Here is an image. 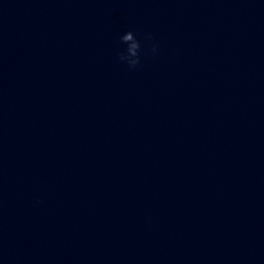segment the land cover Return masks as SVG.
<instances>
[{"label": "clouds", "instance_id": "1", "mask_svg": "<svg viewBox=\"0 0 264 264\" xmlns=\"http://www.w3.org/2000/svg\"><path fill=\"white\" fill-rule=\"evenodd\" d=\"M147 39L151 40L152 37L149 35ZM120 42L126 47L117 53L119 60L125 62L129 68H136L141 62V40L137 38V34L133 31H128L120 37ZM157 45H152V51L155 53Z\"/></svg>", "mask_w": 264, "mask_h": 264}]
</instances>
